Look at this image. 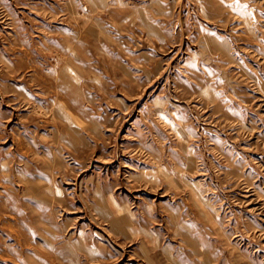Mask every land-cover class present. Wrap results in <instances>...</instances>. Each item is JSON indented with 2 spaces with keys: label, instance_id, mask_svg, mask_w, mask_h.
I'll list each match as a JSON object with an SVG mask.
<instances>
[{
  "label": "rangeland",
  "instance_id": "1",
  "mask_svg": "<svg viewBox=\"0 0 264 264\" xmlns=\"http://www.w3.org/2000/svg\"><path fill=\"white\" fill-rule=\"evenodd\" d=\"M0 264H264V0H0Z\"/></svg>",
  "mask_w": 264,
  "mask_h": 264
}]
</instances>
